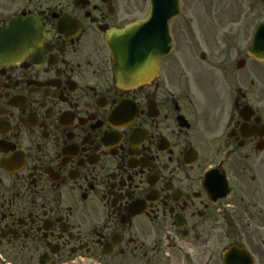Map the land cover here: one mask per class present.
<instances>
[{
    "label": "flooded vegetation",
    "instance_id": "af4514ba",
    "mask_svg": "<svg viewBox=\"0 0 264 264\" xmlns=\"http://www.w3.org/2000/svg\"><path fill=\"white\" fill-rule=\"evenodd\" d=\"M180 4L131 85L151 0H0V264H264V0Z\"/></svg>",
    "mask_w": 264,
    "mask_h": 264
},
{
    "label": "water",
    "instance_id": "95a60500",
    "mask_svg": "<svg viewBox=\"0 0 264 264\" xmlns=\"http://www.w3.org/2000/svg\"><path fill=\"white\" fill-rule=\"evenodd\" d=\"M158 1L161 4L158 9L170 11L166 18L167 21L177 15L179 0ZM164 19L160 14L152 13L147 20L129 26L119 35V40L113 46V52L119 68L127 72V80H135L139 59L142 58V65L146 67L150 60L156 59L157 55H163L170 51L171 39L168 38V26L164 25ZM250 54L256 58L264 59V24L257 31ZM235 254V249L228 252L226 261L235 259L237 263L241 264L244 257L235 258L233 257Z\"/></svg>",
    "mask_w": 264,
    "mask_h": 264
}]
</instances>
